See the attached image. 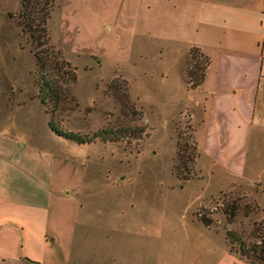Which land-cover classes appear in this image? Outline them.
<instances>
[{
    "label": "rangeland",
    "instance_id": "rangeland-1",
    "mask_svg": "<svg viewBox=\"0 0 264 264\" xmlns=\"http://www.w3.org/2000/svg\"><path fill=\"white\" fill-rule=\"evenodd\" d=\"M68 1L55 0L46 28L50 45L74 68L75 105L51 111L38 98L33 46L16 21L19 0H0V130L52 151L55 183L72 186L75 199L60 209L74 221L70 264H240L225 252L235 245L224 233L237 230L250 239L252 223L264 219V192L252 184L256 177L264 188V130L248 140L246 183L215 191L226 178L203 177L197 145L193 158L201 107H178L158 77L165 63L155 60L156 48L165 44L129 36L133 27L120 24L117 12ZM70 11L94 32L75 36ZM195 63L203 65L204 54L191 47L186 72ZM49 119L61 130L100 135L76 143L51 131ZM200 163L208 165L205 156ZM183 165L193 168L189 179L177 175ZM233 201L238 209L228 222L222 211ZM57 212L51 207V215Z\"/></svg>",
    "mask_w": 264,
    "mask_h": 264
},
{
    "label": "crops",
    "instance_id": "crops-1",
    "mask_svg": "<svg viewBox=\"0 0 264 264\" xmlns=\"http://www.w3.org/2000/svg\"><path fill=\"white\" fill-rule=\"evenodd\" d=\"M80 1L117 12L120 24L133 27L129 36L165 44L155 53V60L165 63L159 79L174 92L178 107H201L194 130L197 168L205 178H226L215 191L231 181L246 183L248 140L255 129L264 130V0ZM73 16L70 11L75 36L94 32ZM191 47L208 58L196 87L186 76ZM20 139L0 130V264H70L74 221L60 209L75 199L72 186L55 183L52 151ZM202 156L208 165L200 163ZM253 183L264 192L256 177Z\"/></svg>",
    "mask_w": 264,
    "mask_h": 264
},
{
    "label": "trees",
    "instance_id": "trees-1",
    "mask_svg": "<svg viewBox=\"0 0 264 264\" xmlns=\"http://www.w3.org/2000/svg\"><path fill=\"white\" fill-rule=\"evenodd\" d=\"M55 0H19L20 9L17 13V24L22 32L28 34L32 48L34 63L37 70L38 98L40 103L51 106V111H55L62 103H73V98L69 93V84L74 82V68L64 61L58 51L50 45L47 35L46 23L51 8ZM194 50H199L194 47ZM208 63L207 56L204 55V64H194L186 72L187 82L190 87H196L203 81L205 68ZM48 126L56 135L65 139H70L76 143H88L100 132H94L91 136H81L76 133L61 130L55 126L51 119ZM196 143L193 142V158L197 156ZM184 150V149H183ZM181 151V150H180ZM177 153L178 160H183L184 154ZM181 153V154H180ZM193 158H188L193 163ZM184 172H180L177 167V175L181 179H189L193 168L182 166ZM238 205L235 201L227 203L222 213L225 219L230 222L235 216ZM198 220L202 225L208 227L211 223L210 218L199 216ZM226 242L241 258L247 260L249 264H264V219L252 223L250 239H245L240 231L225 230Z\"/></svg>",
    "mask_w": 264,
    "mask_h": 264
}]
</instances>
